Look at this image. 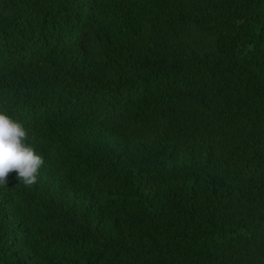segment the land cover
I'll list each match as a JSON object with an SVG mask.
<instances>
[{
    "label": "trees",
    "instance_id": "16d2710c",
    "mask_svg": "<svg viewBox=\"0 0 264 264\" xmlns=\"http://www.w3.org/2000/svg\"><path fill=\"white\" fill-rule=\"evenodd\" d=\"M0 110V264H264V0H0Z\"/></svg>",
    "mask_w": 264,
    "mask_h": 264
},
{
    "label": "clouds",
    "instance_id": "9594fccd",
    "mask_svg": "<svg viewBox=\"0 0 264 264\" xmlns=\"http://www.w3.org/2000/svg\"><path fill=\"white\" fill-rule=\"evenodd\" d=\"M43 164L44 158L36 152L23 123L0 110V187H5L13 171L19 184L33 186Z\"/></svg>",
    "mask_w": 264,
    "mask_h": 264
}]
</instances>
